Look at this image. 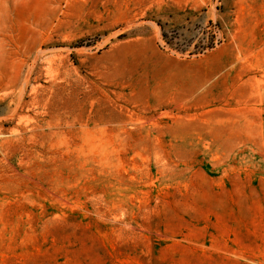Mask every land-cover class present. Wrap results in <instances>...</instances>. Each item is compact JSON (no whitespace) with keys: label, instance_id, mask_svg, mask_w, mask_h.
Instances as JSON below:
<instances>
[{"label":"rangeland","instance_id":"obj_1","mask_svg":"<svg viewBox=\"0 0 264 264\" xmlns=\"http://www.w3.org/2000/svg\"><path fill=\"white\" fill-rule=\"evenodd\" d=\"M0 264H264V0H0Z\"/></svg>","mask_w":264,"mask_h":264}]
</instances>
